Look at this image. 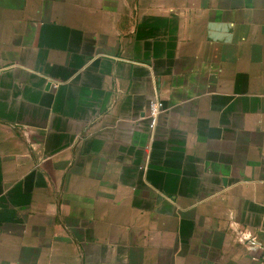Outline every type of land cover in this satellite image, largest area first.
Listing matches in <instances>:
<instances>
[{
	"label": "crops",
	"instance_id": "1",
	"mask_svg": "<svg viewBox=\"0 0 264 264\" xmlns=\"http://www.w3.org/2000/svg\"><path fill=\"white\" fill-rule=\"evenodd\" d=\"M0 264H264V0H0Z\"/></svg>",
	"mask_w": 264,
	"mask_h": 264
},
{
	"label": "built area",
	"instance_id": "2",
	"mask_svg": "<svg viewBox=\"0 0 264 264\" xmlns=\"http://www.w3.org/2000/svg\"><path fill=\"white\" fill-rule=\"evenodd\" d=\"M161 111H162V106L160 102L156 99H152L149 102V105L147 108V116H146V119L148 120L151 126L155 124V120L157 116L161 113Z\"/></svg>",
	"mask_w": 264,
	"mask_h": 264
}]
</instances>
